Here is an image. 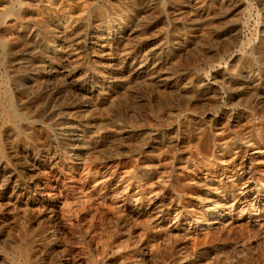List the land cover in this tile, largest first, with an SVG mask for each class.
Segmentation results:
<instances>
[{
	"label": "rangeland",
	"instance_id": "rangeland-1",
	"mask_svg": "<svg viewBox=\"0 0 264 264\" xmlns=\"http://www.w3.org/2000/svg\"><path fill=\"white\" fill-rule=\"evenodd\" d=\"M22 1L0 0V78L8 81L21 117L17 133L0 119L9 161L1 180L12 174L18 181L15 190L2 189L0 181V264H25L23 259L26 264H264L261 209L237 210L233 220L204 234L191 233L194 223L176 222L174 211L191 203L195 210L184 212L188 221L206 214L201 210L205 194L224 187L201 185L207 168L211 175L243 165L251 173V187H264V166L247 165L256 148L264 151V142L257 139L264 110L253 113L245 103L256 99L253 89L234 96L213 75L214 69L264 68V0ZM92 35L102 36L109 46L98 60L91 55ZM104 67L108 78L100 75ZM51 68L57 72L52 74ZM164 77L171 84L161 86ZM108 82L112 90L98 93L97 87ZM174 82L180 83L182 94L170 87ZM213 82L218 86L214 93H196L195 83ZM160 125L172 143L147 149L148 132ZM74 135L84 143L72 148ZM244 138L253 146L244 144ZM217 143L224 145L216 149ZM32 159L43 169L20 175L19 166ZM71 168L83 172L78 178L87 189L84 195L68 189ZM244 181L235 184L236 191ZM137 191L144 198L139 203L130 200ZM122 204L132 212L122 214ZM163 207L169 209L164 227H153L151 219ZM142 240L148 243L147 256L136 250Z\"/></svg>",
	"mask_w": 264,
	"mask_h": 264
},
{
	"label": "bare ground",
	"instance_id": "bare-ground-1",
	"mask_svg": "<svg viewBox=\"0 0 264 264\" xmlns=\"http://www.w3.org/2000/svg\"><path fill=\"white\" fill-rule=\"evenodd\" d=\"M14 4L16 5H21L22 0H11ZM246 1V0H245ZM7 2V1H6ZM181 2V1H180ZM230 2V1H229ZM83 3V2H82ZM86 3V2H85ZM84 3V4H85ZM105 3V2H104ZM119 3V2H118ZM124 3V2H123ZM232 3V2H231ZM42 4V3H41ZM120 4V3H119ZM193 4V3H192ZM1 5V4H0ZM28 5V4H27ZM46 5V4H45ZM183 5V4H182ZM78 6V5H76ZM87 7V5H85ZM209 6V5H208ZM62 7V6H61ZM74 7V6H73ZM147 7V6H146ZM154 7V6H153ZM161 7V6H160ZM163 7V6H162ZM1 8V6H0ZM6 8V7H5ZM59 8V7H58ZM67 8V7H66ZM233 8V7H232ZM264 8V7H263ZM158 10V9H157ZM88 11V10H87ZM247 11V10H246ZM109 12V11H108ZM189 12V11H188ZM24 13V12H23ZM101 13V12H100ZM251 13V12H250ZM190 14V13H189ZM23 15V14H22ZM63 15V14H62ZM84 15V14H83ZM179 15V14H178ZM183 15V14H182ZM35 16V15H34ZM50 16V15H49ZM188 16V15H187ZM217 16V15H216ZM27 17V16H26ZM75 17V16H74ZM185 17V16H184ZM49 18V17H48ZM84 18V17H83ZM16 19V18H15ZM31 19V18H30ZM198 20V19H197ZM42 21V20H41ZM164 21V20H163ZM224 21V20H223ZM74 22V21H73ZM233 22V21H232ZM264 22V21H263ZM136 23V22H135ZM183 23V22H182ZM222 23V22H219ZM226 23V22H225ZM142 24V23H141ZM224 24V23H222ZM136 25V24H135ZM44 26V25H43ZM42 26V27H43ZM66 26V25H65ZM70 26V25H69ZM215 26V24H214ZM218 26V24H217ZM216 26V28H217ZM48 28V27H47ZM105 29V28H104ZM195 29V28H194ZM53 31V30H51ZM55 31V30H54ZM57 31V30H56ZM80 31V30H79ZM64 32V31H63ZM200 32V31H199ZM203 33V32H202ZM204 34V33H203ZM208 34V33H207ZM7 36V35H6ZM5 37V36H4ZM11 37V36H10ZM45 37V36H44ZM102 37V36H101ZM100 36H96V35H92L91 38V45L95 48L94 51H92L91 55L92 58L94 60H98L100 58H102L104 52L106 50L109 49L108 44H105V41L101 38ZM122 37V36H121ZM37 38V37H36ZM61 38V37H60ZM223 38V37H222ZM131 39V38H130ZM240 39V38H239ZM255 39V38H254ZM119 40V39H118ZM148 40V39H147ZM228 40V39H227ZM232 40V39H231ZM65 41V40H64ZM78 41V40H77ZM107 41V40H106ZM121 41V40H120ZM264 41V40H263ZM18 42V41H17ZM115 42V41H114ZM215 42V41H214ZM133 43V42H132ZM138 43V42H137ZM177 43V42H176ZM183 43V42H181ZM216 43V42H215ZM25 44V43H24ZM27 44V43H26ZM194 44V43H193ZM232 44V43H231ZM230 44V45H231ZM238 44V43H237ZM12 45V44H11ZM264 45V44H263ZM192 46V45H191ZM221 47V46H220ZM223 48H225L224 46H222ZM4 48V47H3ZM26 48V47H25ZM120 48H122L120 46ZM23 49V48H21ZM68 49V48H67ZM73 49V48H72ZM226 49V48H225ZM18 50V49H17ZM20 50V49H19ZM120 50V49H119ZM198 50V49H197ZM260 50V49H259ZM21 51V50H20ZM185 51V50H184ZM200 51V50H199ZM19 52V51H18ZM193 52V51H192ZM219 52V51H218ZM10 53V52H9ZM191 53V52H190ZM208 53V52H207ZM7 54V53H6ZM24 54V53H22ZM120 54V53H119ZM221 54V53H220ZM42 55V54H41ZM106 56V55H105ZM187 56V55H186ZM246 57L247 61H250L251 58L247 55L244 56ZM19 58V57H18ZM186 58V57H185ZM197 58V57H196ZM205 58V57H204ZM124 59V58H123ZM139 60V59H138ZM188 60V59H187ZM263 60V59H262ZM52 61V60H51ZM55 61V60H54ZM184 61V60H183ZM195 61V60H194ZM13 62V61H12ZM259 62V61H258ZM62 63V60H57L56 61V66H60ZM203 63V62H202ZM178 64V62H177ZM263 64V63H262ZM31 65V64H30ZM43 65V64H42ZM78 65V64H77ZM107 65V63H106ZM114 65V64H113ZM172 65V64H171ZM198 65V63H197ZM7 66V65H6ZM99 66V65H98ZM151 66V65H150ZM169 66V65H168ZM177 67V66H176ZM181 67V66H180ZM39 68H41L39 66ZM55 68V67H54ZM72 68V67H71ZM93 68V67H92ZM108 68V67H107ZM167 69V68H166ZM218 69V68H217ZM139 70V69H138ZM168 70V69H167ZM26 71V70H25ZM56 70H53L51 68V73H56ZM164 71V70H163ZM210 71V70H209ZM3 72V71H2ZM44 72V71H43ZM83 72V71H82ZM98 72V71H97ZM202 72V71H201ZM6 73V72H5ZM161 73V72H160ZM172 73V72H171ZM188 73V72H187ZM39 74V73H38ZM48 75V74H47ZM83 75V74H82ZM80 75V76H82ZM100 75L102 76V78H108V71L106 70V67L102 68L100 71ZM112 75V73H111ZM213 75H214V79L215 78H220L219 80V86L220 88H222L223 90H227L229 92H231L232 95L234 96H244L245 95V91L244 88H249V89H253L255 91V95H256V99L254 101L251 100H245V103L247 105L250 106L251 111H253V113H256L257 111H261V108L264 110V68H260L258 70H253L251 68L244 67L242 66V68H240V70L235 71V72H228V71H223L220 72L216 69H214L213 71ZM171 76V75H170ZM123 77V76H122ZM156 77V76H155ZM181 77V76H180ZM52 78V77H51ZM149 78V77H148ZM125 79V78H124ZM58 80V79H56ZM55 80V81H56ZM111 80V79H110ZM120 80V79H119ZM169 78H165L162 79L160 81L161 86L167 85V84H171V82L168 81ZM206 80V79H205ZM53 81V80H52ZM141 81V80H140ZM143 81V80H142ZM50 82V81H49ZM65 82V81H64ZM91 82V81H90ZM154 82V81H153ZM188 82V81H187ZM215 82V81H214ZM204 83V84H200V83H195L194 88L197 89L196 93L198 95H208L211 92H213L215 90L216 87H218L217 85H215V83ZM194 83V82H193ZM8 81L6 82V80L4 78H0V119L7 124V128L14 130V132L17 131V123L21 121V117L19 116L16 108H15V101L10 89V86L8 85ZM149 84V82H148ZM154 85V84H153ZM156 85V84H155ZM154 85V86H155ZM41 86V85H39ZM168 86V85H167ZM183 86V85H182ZM193 86V84H192ZM32 87V86H31ZM112 87V83L108 82V84H106V87L103 88V86L97 87V91L98 93L105 91V90H109ZM171 88H173L174 90H176L177 92H180L179 94H182L181 91L182 87L180 85L179 82H174L171 86ZM184 87V86H183ZM44 88V87H43ZM46 89V88H45ZM148 89V88H147ZM39 90V89H38ZM112 90V89H111ZM153 90V89H152ZM156 90V89H155ZM160 90V89H159ZM221 90V89H220ZM148 91V90H147ZM247 91V90H246ZM61 92V91H60ZM67 92V91H66ZM107 92V91H106ZM135 92V91H134ZM155 92V91H154ZM159 92V91H158ZM175 92V91H174ZM250 92V91H249ZM104 93V92H103ZM151 93V92H150ZM161 93V92H160ZM167 92H165L166 94ZM173 93V92H172ZM214 93V92H213ZM145 94V93H144ZM247 94V93H246ZM23 95V94H22ZM125 95V94H124ZM249 95V94H248ZM83 96V95H82ZM121 96V95H120ZM169 96V95H168ZM217 96V95H216ZM85 97V96H84ZM128 97V96H127ZM143 97V96H142ZM176 97V96H175ZM174 97V98H175ZM198 97V96H197ZM27 98V97H26ZM136 98V97H135ZM160 98V97H159ZM169 98V97H168ZM171 98V97H170ZM181 98V97H180ZM191 98V97H190ZM203 98V97H202ZM228 98V97H227ZM241 98V97H240ZM30 99V98H29ZM71 99V98H70ZM142 99V98H141ZM155 99V98H154ZM43 100V99H42ZM136 100V99H135ZM160 100V99H159ZM173 100V99H172ZM175 100V99H174ZM191 100V99H189ZM199 100V99H198ZM33 101V100H32ZM130 101V100H129ZM133 101V100H132ZM152 101V100H151ZM171 101V100H170ZM176 101V100H175ZM237 101V100H236ZM235 101V102H236ZM31 102V101H30ZM164 102V101H163ZM179 102V101H178ZM226 102V101H225ZM242 102V101H241ZM40 103V102H39ZM92 103V102H91ZM122 103V102H121ZM152 103V102H151ZM167 103V102H166ZM180 103V102H179ZM178 103V104H179ZM196 103V102H195ZM244 103V104H245ZM30 104V103H29ZM185 104V102H184ZM191 104V103H190ZM114 105V103H113ZM112 105V106H113ZM122 105V104H120ZM138 105V104H137ZM144 105V103H143ZM153 105V104H152ZM157 105V104H156ZM155 105V106H156ZM161 105V104H159ZM166 105V104H165ZM176 105V103H175ZM230 105V104H229ZM243 105V104H242ZM246 105V106H247ZM28 106V105H27ZM33 106V105H32ZM107 106V105H106ZM105 106V107H106ZM171 106V105H170ZM198 106V105H197ZM207 106V105H206ZM221 106V104L219 105ZM52 107V106H51ZM122 107V106H121ZM165 107V106H164ZM163 107V108H164ZM174 107V104H173ZM180 107V106H179ZM199 107V106H198ZM248 107V106H247ZM31 108V107H30ZM58 108V107H57ZM97 108V107H96ZM111 108V106H110ZM109 108V109H110ZM158 108V107H157ZM181 108V107H180ZM249 108V109H250ZM55 109V108H54ZM65 109V108H64ZM108 109V110H109ZM160 109V108H159ZM169 109V108H168ZM191 109V108H190ZM137 110V109H136ZM146 110V109H145ZM214 110V109H213ZM240 110V109H239ZM27 111V110H26ZM121 111V110H120ZM178 111V110H177ZM211 111V110H210ZM72 112V110H71ZM111 112V111H110ZM185 112V111H184ZM262 112V111H261ZM106 113V112H105ZM109 113V112H108ZM175 113V112H174ZM195 113V112H194ZM232 113V112H231ZM260 113V112H259ZM91 114V113H90ZM111 114V113H110ZM116 114V113H115ZM173 114V113H172ZM257 114V113H256ZM40 115V114H39ZM42 115V114H41ZM92 115V114H91ZM99 115V114H98ZM109 115V114H108ZM113 115V114H112ZM255 115V114H254ZM26 116V115H25ZM51 116V115H50ZM76 116V115H75ZM215 116V115H214ZM37 117V116H36ZM41 117V116H40ZM55 117V116H54ZM63 117V116H62ZM85 117V115H84ZM96 117V116H95ZM222 117V116H221ZM256 117V116H255ZM264 116L262 115L261 118H263ZM26 118V117H25ZM32 118V117H31ZM188 118V117H187ZM209 118V117H208ZM49 119V118H48ZM66 119V118H65ZM101 119V118H100ZM147 119V118H146ZM205 119V118H204ZM260 119V118H259ZM264 119V118H263ZM0 120V121H1ZM164 120V119H163ZM174 120V119H173ZM189 120V119H188ZM237 118H232L231 119V123H236ZM1 121V122H2ZM197 121V120H196ZM256 121V120H255ZM262 121V119H261ZM67 122V121H65ZM71 122V121H70ZM161 122V121H160ZM206 122V121H205ZM247 122V121H246ZM258 122V121H257ZM23 123V122H22ZM34 123V122H33ZM155 123V122H154ZM164 123V121H163ZM227 123V122H226ZM240 123V122H239ZM59 124V123H58ZM178 124V123H177ZM242 124V123H241ZM80 125V124H79ZM84 125V124H83ZM96 125V124H95ZM99 125V124H98ZM173 125V124H172ZM171 125V127H172ZM176 125V122H175ZM191 125V124H190ZM223 125V124H222ZM226 125V124H225ZM168 126V125H167ZM193 126V125H192ZM263 124L260 123L259 126H257V139L260 142H264V128H263ZM25 127V126H23ZM95 127V126H94ZM175 127V126H174ZM58 128V127H57ZM83 128V127H82ZM107 128V127H106ZM194 128V127H193ZM224 128V126H223ZM52 129V128H51ZM65 129V128H64ZM161 125L158 126V129L156 130H150L147 134L148 138L146 140H144L145 146L147 149H154L158 146H160L161 144H164L165 142H167L168 140L171 142V138H167L165 134L161 133ZM172 129V128H170ZM177 129V128H176ZM230 129V128H229ZM1 130V128H0ZM48 130V129H47ZM98 130V129H97ZM103 130V129H102ZM108 130V129H107ZM125 130V129H124ZM187 130V129H186ZM197 130V129H196ZM234 130V129H233ZM244 131V130H243ZM74 132V131H73ZM115 132V131H114ZM113 132V133H114ZM154 132V133H153ZM184 132V131H183ZM240 132V131H239ZM256 132V131H255ZM17 133V132H16ZM60 133V132H59ZM242 133V132H241ZM252 133V132H251ZM19 135L23 134L22 137H24L23 139L26 138V134L23 133L22 131H20L18 133ZM48 134V133H46ZM66 134V133H65ZM91 134V132L89 133ZM186 134V133H185ZM215 134V133H214ZM228 134V133H227ZM230 134V133H229ZM245 134V132H244ZM1 131H0V181H1V186L2 189H7V188H11L15 190V188L18 187V181L16 179V177L12 176V174H9L7 177H5V180H1V178H3V176L6 174L7 172V168H8V163H7V152L5 151L6 149H4L3 147V142H2V138H1ZM7 135V134H6ZM61 135V134H60ZM81 135V134H80ZM83 135V134H82ZM137 135V134H136ZM256 135V136H257ZM3 136V135H2ZM48 136V135H47ZM56 136V135H55ZM97 136V135H96ZM173 136V135H172ZM231 136V135H230ZM239 136V135H237ZM18 137V136H17ZM193 137V136H192ZM206 137V136H205ZM215 137V136H214ZM20 138V137H18ZM83 138V137H82ZM82 138L81 136H76L75 135L71 138L70 141V145L71 147H78L79 144L82 142ZM220 138V137H218ZM84 139V138H83ZM183 139V138H182ZM7 140V139H6ZM31 140V138H30ZM62 140V139H61ZM60 140V141H61ZM86 140V139H85ZM112 140V139H111ZM204 140V139H203ZM225 140V139H224ZM33 141V140H32ZM47 141V140H46ZM206 141V140H205ZM215 141V140H214ZM244 144H247L248 146H253L254 143H250V140H245L244 138ZM20 142V141H19ZM169 142V143H170ZM178 142V140H175V143ZM192 142V141H191ZM194 142V141H193ZM197 142V141H196ZM15 143V142H14ZM58 143V142H57ZM84 143V141H83ZM81 143V144H83ZM172 143V142H171ZM174 143V142H173ZM206 143V142H205ZM204 143V144H205ZM209 143V142H208ZM207 143V144H208ZM113 144V143H112ZM194 144V143H192ZM25 145V144H24ZM69 145V143H68ZM167 145V143H166ZM173 145V144H172ZM221 145H224V143H220V144H214V148L216 147L219 148ZM82 146V145H81ZM168 146V145H167ZM171 146V145H170ZM180 146V145H179ZM186 146V145H185ZM195 146V145H194ZM208 146V145H207ZM210 146V145H209ZM262 146V145H261ZM84 147V146H83ZM222 147V146H221ZM11 148V147H10ZM9 148V149H10ZM31 148V147H30ZM81 148V147H80ZM121 148V147H120ZM196 148V147H195ZM210 148V147H209ZM85 149V148H84ZM157 149V148H156ZM159 149V148H158ZM165 149V148H164ZM220 149V148H219ZM263 149V148H262ZM171 150V149H169ZM8 151V150H7ZM32 151V150H31ZM164 151V150H163ZM167 151V150H166ZM181 151V150H180ZM195 151V150H194ZM207 151V150H206ZM219 151V150H218ZM120 152V151H119ZM118 152V153H119ZM171 152V151H170ZM234 152V151H233ZM172 153V152H171ZM177 153V152H176ZM181 153V152H180ZM197 153V152H196ZM201 154V152H199ZM209 153V152H208ZM222 153V152H221ZM62 154V153H61ZM136 154V153H135ZM167 154V153H166ZM192 154V153H191ZM264 154V151H262L260 148H256V150L253 151L252 153V157L250 159H248L247 165L251 166V165H263L264 166V160L261 159L262 156ZM35 155V154H34ZM89 155V154H88ZM198 155V154H197ZM9 156V155H8ZM155 157V155H153ZM195 155H190V159L193 158L196 159L194 157ZM44 157V156H43ZM150 157V156H149ZM169 157V156H168ZM176 157V156H175ZM186 157V156H185ZM204 157V156H203ZM101 158V157H100ZM180 158V157H179ZM178 158V159H179ZM201 158V157H200ZM11 159V158H10ZM177 159V158H175ZM199 159V158H198ZM215 159V158H214ZM232 159V158H231ZM124 161V160H123ZM168 161V160H166ZM184 161V160H183ZM9 162V161H8ZM52 162V161H51ZM199 162V161H198ZM201 162V161H200ZM124 163V162H123ZM176 163H179L178 161ZM205 163V162H204ZM207 163V162H206ZM225 163V162H224ZM255 163V164H254ZM94 164V163H93ZM126 164V163H124ZM123 164V165H124ZM150 164V163H149ZM201 164V163H200ZM86 165V163H85ZM157 165H159L157 163ZM161 165V163H160ZM163 165V164H162ZM208 165V164H207ZM14 166V165H13ZM43 166V165H42ZM40 163H38L36 160H31L28 163L24 162V164H21L19 166V173L21 174H30V173H35L41 169H43ZM121 166V165H120ZM155 166V165H153ZM173 166V165H172ZM209 166V165H208ZM237 166V165H236ZM99 167V166H98ZM132 167V166H131ZM142 167V166H141ZM156 167V166H155ZM175 167V166H174ZM180 167V166H179ZM207 167V166H206ZM228 167V166H227ZM238 167V166H237ZM45 168V167H44ZM82 168V165H81ZM122 168V167H121ZM167 168V167H166ZM185 168V167H183ZM181 168V169H183ZM155 169V168H154ZM187 169V168H186ZM208 169V168H207ZM207 169H204V171L206 172L205 174H203L204 176H202L203 178H200L199 181H202L201 185L204 184V186H206L207 184H216V186H220L222 183L224 184V187H222L221 191H216L218 193H206L205 197L203 199L204 201V206L202 207L201 210H205L206 214L200 216L199 220H190L188 221L186 218V215L184 214L185 210L188 208L191 211H194V205L191 203H188L184 206L180 207V210H178V208L174 211L176 212L175 217H176V222L178 223H183V224H188V226H191L193 223L195 224L194 228H193V232L191 233H197V234H204L207 233L209 230L211 229H216L219 227H223L229 220L232 219V215L233 213L237 210H242V209H248V208H256V210H262L264 212V187L261 189H255L252 186L251 183V173L249 171H247L246 166H239L237 169H234V171L232 172H223V170L221 171V173L218 174H209L207 173ZM250 168H248L249 170ZM79 170V169H78ZM82 170V169H81ZM128 170V169H127ZM130 170V169H129ZM166 170V169H165ZM192 170V169H191ZM255 170V169H254ZM253 170V171H254ZM53 171V170H52ZM84 171V170H83ZM214 171V170H213ZM219 171V170H218ZM239 171H242L241 173ZM13 172V171H12ZM162 172V171H161ZM167 172V171H165ZM200 172V171H199ZM83 173V172H80ZM80 173L77 172L76 169H70L67 171L66 175H68V189L71 192H76L78 194H83L87 191L85 185L83 182H81V180L78 178ZM211 173V172H210ZM263 173V172H262ZM47 174V173H46ZM177 174V172H176ZM182 173H180L181 175ZM254 174V173H253ZM159 175V174H158ZM157 175V176H158ZM84 176V175H83ZM146 176V175H145ZM150 174L147 175V177H145V179H142L143 181L149 180ZM160 176V175H159ZM185 176V175H184ZM93 177V176H92ZM179 177V175H178ZM187 177V176H186ZM157 178V177H156ZM245 178V181L241 183V187L239 189H237V191L235 190L237 183L243 181V179ZM180 179V178H179ZM183 179V178H182ZM98 180V179H97ZM102 180V179H101ZM165 180V179H163ZM198 180V179H197ZM99 181V180H98ZM103 181V180H102ZM178 181V180H177ZM157 182V181H156ZM186 182V181H185ZM192 182V181H191ZM197 182V181H196ZM27 183V182H26ZM150 183V182H149ZM195 184V183H193ZM155 185V184H154ZM91 186V185H90ZM208 186V185H207ZM174 187V186H173ZM179 187V186H178ZM209 187V186H208ZM112 188V187H111ZM214 188V187H213ZM42 189V188H41ZM146 190V189H145ZM144 190V191H145ZM159 190V189H158ZM154 191V190H153ZM149 192V191H148ZM184 192V191H183ZM43 193V192H42ZM57 194V193H56ZM147 194V193H146ZM151 195V193H149ZM148 194V195H149ZM190 194V193H189ZM218 194V195H217ZM19 195V194H18ZM40 195V194H39ZM102 195V194H101ZM146 195V196H148ZM188 195V194H187ZM221 195V196H220ZM79 196V195H78ZM145 196V197H146ZM153 197V196H152ZM198 197V196H197ZM51 198V197H50ZM60 198V197H59ZM148 198V197H147ZM43 199V198H42ZM99 199V198H98ZM143 195L140 192H134L132 194V196L130 195V200L133 202H141L143 200ZM73 201V200H72ZM91 201V200H90ZM101 201V200H100ZM145 201V200H144ZM201 201V200H200ZM77 202V201H76ZM86 202V201H85ZM94 202V201H92ZM99 202V201H98ZM105 202V201H104ZM130 202V201H129ZM176 202V201H175ZM65 203V202H64ZM162 203V202H161ZM7 204V203H6ZM24 204V203H23ZM72 203H70L71 205ZM77 204V203H76ZM102 204V203H101ZM150 204V203H149ZM47 205V204H46ZM95 207V205H94ZM155 207V206H153ZM176 207V206H175ZM88 208V207H87ZM121 208V213H131L132 210L129 209L128 207H126L124 204L120 205ZM172 208V206H171ZM197 208V207H196ZM24 209V207H23ZM48 209V208H47ZM116 209V208H115ZM151 209V207L149 208ZM60 210V209H59ZM97 210V209H96ZM157 210V209H156ZM168 208H161L159 210H157V212L154 214V217L151 219L152 220V226L156 227V228H161L164 227L163 223L167 220V216H168ZM66 211V210H65ZM150 211V210H149ZM47 212V211H45ZM53 212V211H52ZM62 212V211H60ZM144 212V211H143ZM68 213V212H67ZM239 213V212H238ZM72 214V213H71ZM93 214V213H92ZM119 214V213H118ZM143 214V213H142ZM199 214V212L197 213ZM237 214V213H236ZM91 215V214H90ZM144 215V214H143ZM193 215V214H192ZM238 215V214H237ZM66 216V215H65ZM57 217V216H56ZM60 217V216H59ZM116 217V216H115ZM120 217V216H119ZM129 217V216H128ZM146 217V216H145ZM64 218V217H63ZM117 218V217H116ZM199 218V217H198ZM253 219V218H252ZM63 220V219H62ZM134 220V219H133ZM233 220V219H232ZM74 221V220H73ZM171 221V220H170ZM134 222V221H133ZM139 222V221H138ZM128 223V222H127ZM142 223V222H141ZM263 223V222H262ZM66 224V223H65ZM73 224V223H72ZM70 224V225H72ZM124 224V223H123ZM134 224V223H133ZM89 225V224H88ZM127 225V224H126ZM137 225V224H136ZM168 225V224H167ZM236 225V224H235ZM246 225V224H245ZM88 227V226H87ZM143 227V226H142ZM146 227V225H145ZM238 227V226H237ZM255 227V226H254ZM241 228V227H240ZM246 227H244L245 229ZM90 229V228H89ZM153 229V228H152ZM243 229V228H242ZM241 229V230H242ZM243 229V230H244ZM252 229V228H251ZM148 230V229H147ZM150 230V229H149ZM188 230V229H187ZM230 230V229H229ZM240 230V231H241ZM50 231V230H49ZM52 231V230H51ZM90 231V230H89ZM185 231V230H184ZM218 231V230H217ZM20 232V231H19ZM93 232V231H92ZM220 232V231H219ZM228 232V231H226ZM235 232V231H234ZM44 233V232H43ZM86 233V232H85ZM165 233V232H164ZM168 233V232H167ZM222 233V232H221ZM94 234V233H93ZM144 234V233H143ZM174 234V233H173ZM176 234V233H175ZM229 234V233H228ZM90 235V234H89ZM88 235V236H89ZM95 235V234H94ZM165 235V234H164ZM170 235V234H169ZM187 235V234H186ZM221 235V234H220ZM234 235V234H233ZM22 236V235H21ZM42 236V234H41ZM93 236V235H92ZM150 236V235H149ZM168 236V235H167ZM193 236V235H192ZM199 236V235H198ZM12 237V236H10ZM140 237V236H139ZM169 237V236H168ZM172 237V236H171ZM13 238V237H12ZM15 238V236H14ZM21 238V237H20ZM82 238V237H81ZM98 238V237H97ZM166 238V237H165ZM180 238V237H179ZM184 238V237H183ZM22 239V238H21ZM138 239V238H137ZM161 239V237H160ZM170 239V238H169ZM201 239V238H200ZM17 240V238H16ZM100 240V239H99ZM139 240V239H138ZM182 240V239H180ZM198 240V239H197ZM15 241V240H14ZM82 241V240H81ZM111 241V240H110ZM27 242V241H26ZM93 242V241H92ZM98 242V241H95ZM106 242V241H105ZM154 242V241H153ZM183 242V241H182ZM196 242V241H195ZM264 242V241H263ZM17 243V242H16ZM19 243V242H18ZM82 243V242H81ZM100 243V242H98ZM110 243V242H109ZM173 243V242H172ZM89 244V243H88ZM91 244V243H90ZM89 244V245H90ZM97 244V243H96ZM151 244V243H150ZM149 244V245H150ZM154 244V243H152ZM166 244V243H165ZM169 244V243H168ZM183 244V243H182ZM236 244V243H235ZM2 245V244H1ZM80 245V244H79ZM82 245V244H81ZM109 245V244H108ZM162 245V244H161ZM160 245V246H161ZM241 245V244H240ZM105 246V245H104ZM155 246V245H154ZM180 246V245H179ZM235 246V245H234ZM245 246V245H244ZM242 246V247H244ZM12 247V246H11ZM35 247V246H34ZM89 247V246H88ZM81 248V247H80ZM91 248V247H90ZM102 248V246H101ZM117 248V247H116ZM132 248V247H131ZM152 248V247H151ZM154 248V247H153ZM167 248V247H166ZM231 248V247H230ZM14 249V248H13ZM94 249V248H93ZM92 249V250H93ZM96 250H99L95 247ZM113 249V248H112ZM173 249V248H172ZM179 249V248H178ZM186 249V248H185ZM219 249V248H218ZM227 249V248H226ZM239 249V248H238ZM101 250V249H100ZM99 250V251H100ZM130 250V249H129ZM136 250H138V252L140 253L141 256H147V250L148 249V243L146 240H142L140 241L137 245H136ZM155 250V249H154ZM159 250V249H158ZM167 250V249H165ZM215 250V249H214ZM91 251V250H90ZM95 251V250H94ZM108 251V250H107ZM119 251V250H118ZM123 251V250H122ZM151 251V250H150ZM163 251V250H162ZM199 251V250H198ZM240 251V250H239ZM106 252V251H105ZM104 252V253H105ZM111 252V251H110ZM117 252V251H116ZM160 252V251H159ZM186 252V250H185ZM217 252V251H216ZM215 252V253H216ZM96 253H98V251H96ZM135 253V252H134ZM192 253V252H191ZM218 253V252H217ZM163 254V253H162ZM175 254V253H174ZM189 254V253H188ZM219 254V253H218ZM217 254V255H218ZM21 255L23 256V254L21 253ZM184 255V254H182ZM198 255V254H197ZM216 255V256H217ZM26 256V254H25ZM29 256V255H28ZM34 256V255H33ZM32 256V257H33ZM122 256V255H121ZM167 256V255H166ZM24 257V256H23ZM98 257V256H97ZM218 257V256H217ZM25 258V257H24ZM134 258V257H133ZM172 258V256H171ZM191 258V257H190ZM204 258V257H203ZM106 259V258H105ZM104 259V260H105ZM127 259V258H126ZM189 259V258H188ZM187 259V260H188ZM1 260V259H0ZM3 260V259H2ZM24 263H27V259H23ZM30 260V259H28ZM103 260V259H101ZM156 260V259H155ZM179 260V259H178ZM185 260V259H184ZM17 261V260H16ZM14 261L13 264H23L20 262H16ZM214 261V260H213ZM219 261V260H218ZM223 261V260H222ZM123 263V261H120ZM126 262V261H125ZM136 262V261H135ZM222 263V262H221ZM107 264V263H106ZM119 264V263H118ZM131 264V263H130ZM133 264V263H132Z\"/></svg>",
	"mask_w": 264,
	"mask_h": 264
}]
</instances>
